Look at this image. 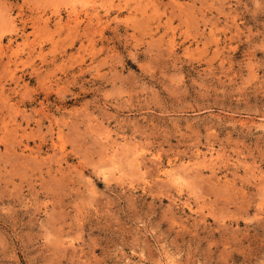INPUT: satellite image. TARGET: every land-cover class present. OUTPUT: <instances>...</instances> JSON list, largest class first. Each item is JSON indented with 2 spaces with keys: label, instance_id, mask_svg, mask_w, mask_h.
I'll return each mask as SVG.
<instances>
[{
  "label": "rangeland",
  "instance_id": "374dc122",
  "mask_svg": "<svg viewBox=\"0 0 264 264\" xmlns=\"http://www.w3.org/2000/svg\"><path fill=\"white\" fill-rule=\"evenodd\" d=\"M0 264H264V0H0Z\"/></svg>",
  "mask_w": 264,
  "mask_h": 264
}]
</instances>
